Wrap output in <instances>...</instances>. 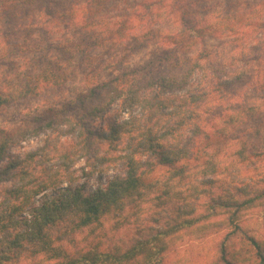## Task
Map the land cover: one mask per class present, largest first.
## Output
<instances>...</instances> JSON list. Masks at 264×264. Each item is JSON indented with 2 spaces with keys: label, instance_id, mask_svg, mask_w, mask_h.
Wrapping results in <instances>:
<instances>
[{
  "label": "rangeland",
  "instance_id": "1",
  "mask_svg": "<svg viewBox=\"0 0 264 264\" xmlns=\"http://www.w3.org/2000/svg\"><path fill=\"white\" fill-rule=\"evenodd\" d=\"M188 27L202 30L188 54L198 59L200 66L188 88H207L211 93L209 101L219 118L213 122L219 127L220 120L247 107H255L256 113L235 127L230 137L211 138L208 149L217 152L213 173L204 158L187 163L181 177L175 178L169 169L158 165L145 171L143 195L118 217L106 216L99 224L64 237L58 245L67 253L89 249L123 253L138 240H151L157 232L165 231L167 237L159 243L165 246L161 264H211L228 230L215 226L226 217L225 210L217 209L218 216L207 214L211 198H243L232 190L228 193L235 187L249 190V197L264 190V0H1L0 90L14 96L0 109V129L6 131L31 126L37 116L50 118L49 109L74 101L98 78L109 79L127 65L139 66L164 54L174 47L167 36H176ZM152 30H159L158 41L139 39ZM88 36L98 45L87 50L83 39ZM73 43L82 51L73 49ZM47 61L61 65L64 83L59 87L40 83L37 95H25L27 83H35L32 76ZM116 115L117 106L94 120L93 129ZM249 127L258 132L249 131ZM55 136L52 131L40 133L12 147L9 155L35 151L46 138ZM206 142L198 140V145ZM60 143L73 145L67 137ZM108 152L109 162L102 166H116L119 153ZM84 164L79 161L71 169L76 176L81 177L79 170ZM113 174L108 171L102 184ZM85 180L79 184L98 186L95 177ZM209 180L214 184L203 186ZM8 187L9 182L2 183L0 191ZM260 210L257 205L241 215V225L257 236L264 235ZM53 262L41 257V264Z\"/></svg>",
  "mask_w": 264,
  "mask_h": 264
},
{
  "label": "trees",
  "instance_id": "2",
  "mask_svg": "<svg viewBox=\"0 0 264 264\" xmlns=\"http://www.w3.org/2000/svg\"><path fill=\"white\" fill-rule=\"evenodd\" d=\"M157 33L159 30L148 31L139 39L158 41ZM201 34L202 30L194 27L182 28L176 36H167L174 47L164 54L139 66L127 65L109 79L98 78L74 101L49 109L50 118L37 116L31 126L0 129V184L10 183L0 191V264H41V257L53 260V264H161L165 246L159 243L166 239L165 231L157 232L151 240H138L123 253L89 249L72 255L58 243L76 230L99 224L106 216L118 217L125 212L143 195L145 171L151 172L157 165L169 169L176 178L184 175L187 163L204 158L211 167L209 173H213L217 152L208 149L211 138L230 137L235 127L252 119L257 109L247 107L227 115L218 127L213 122L219 118L209 101L211 93L207 88H188L200 67L198 59L188 54ZM91 39H83L87 40L83 44L87 50L98 45ZM78 45L73 43L72 47L81 52ZM60 66L45 62L32 76L35 83H27L25 95H37L40 83L53 87L63 84ZM180 91L184 93L170 96ZM13 99L0 90V109ZM115 106L117 115L94 130V120ZM256 129L249 127V131L258 132ZM47 131L56 136L46 138L35 151L9 155L21 141ZM62 137L73 145L64 147ZM198 140L207 142L199 146ZM109 150L119 153L116 166L103 167L109 162ZM82 160L85 164L79 170L80 177L71 169ZM110 170L114 174L103 185ZM94 177L98 183L95 188H88L85 182L79 184L81 179ZM211 184L213 180L203 182V186ZM231 190L244 197L216 195L208 204L209 215L218 216L217 209L225 210L226 217L215 226L228 229L211 264H264V235H253L241 225L242 212L257 205L264 215V190L250 197L246 188H231L228 193Z\"/></svg>",
  "mask_w": 264,
  "mask_h": 264
}]
</instances>
